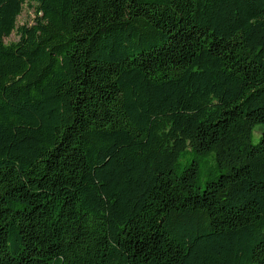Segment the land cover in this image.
<instances>
[{
	"label": "trees",
	"instance_id": "trees-1",
	"mask_svg": "<svg viewBox=\"0 0 264 264\" xmlns=\"http://www.w3.org/2000/svg\"><path fill=\"white\" fill-rule=\"evenodd\" d=\"M0 264H264V0H0Z\"/></svg>",
	"mask_w": 264,
	"mask_h": 264
},
{
	"label": "rangeland",
	"instance_id": "rangeland-1",
	"mask_svg": "<svg viewBox=\"0 0 264 264\" xmlns=\"http://www.w3.org/2000/svg\"><path fill=\"white\" fill-rule=\"evenodd\" d=\"M34 18V10L33 8L29 6H24L22 13L19 15L17 18V25H22V24H31ZM17 39V35L15 33H12L8 38L5 39L6 43H9L11 41H15ZM259 138V133L254 132L253 134V141L256 143ZM192 155L190 153H187L183 157V161L185 162L186 160L190 159ZM215 162L214 158L212 156L205 157L202 160V177H204L205 174L209 173L213 168H214Z\"/></svg>",
	"mask_w": 264,
	"mask_h": 264
}]
</instances>
